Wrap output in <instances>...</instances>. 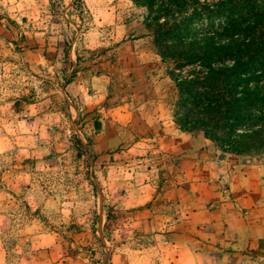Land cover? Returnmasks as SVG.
Returning <instances> with one entry per match:
<instances>
[{
    "label": "rangeland",
    "instance_id": "rangeland-1",
    "mask_svg": "<svg viewBox=\"0 0 264 264\" xmlns=\"http://www.w3.org/2000/svg\"><path fill=\"white\" fill-rule=\"evenodd\" d=\"M156 25L133 0H0V264H264L166 193L158 116L130 94L156 84L178 126L170 74L201 67L162 59Z\"/></svg>",
    "mask_w": 264,
    "mask_h": 264
},
{
    "label": "trees",
    "instance_id": "trees-1",
    "mask_svg": "<svg viewBox=\"0 0 264 264\" xmlns=\"http://www.w3.org/2000/svg\"><path fill=\"white\" fill-rule=\"evenodd\" d=\"M133 2L162 28V59H174L178 70L201 67L170 74L180 94L179 128L200 129L222 152H264V0Z\"/></svg>",
    "mask_w": 264,
    "mask_h": 264
},
{
    "label": "crops",
    "instance_id": "crops-1",
    "mask_svg": "<svg viewBox=\"0 0 264 264\" xmlns=\"http://www.w3.org/2000/svg\"><path fill=\"white\" fill-rule=\"evenodd\" d=\"M152 86V94L130 97L139 100L137 108L143 113L158 116L151 119L160 124L161 148L168 167L175 168L174 187L166 192L173 196L172 204H190L188 212H194V204L207 203L208 227L222 228L218 234L224 239L264 242V152L257 156L222 152L203 132L181 130L172 117L163 119L162 97L157 85Z\"/></svg>",
    "mask_w": 264,
    "mask_h": 264
}]
</instances>
